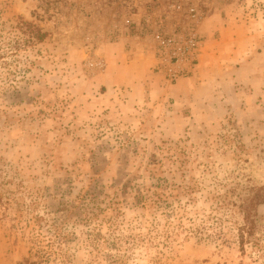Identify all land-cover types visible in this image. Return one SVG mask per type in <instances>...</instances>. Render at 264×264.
<instances>
[{
    "label": "rangeland",
    "instance_id": "1",
    "mask_svg": "<svg viewBox=\"0 0 264 264\" xmlns=\"http://www.w3.org/2000/svg\"><path fill=\"white\" fill-rule=\"evenodd\" d=\"M68 1L0 0V264H264V0ZM214 23L253 62L196 86Z\"/></svg>",
    "mask_w": 264,
    "mask_h": 264
},
{
    "label": "crops",
    "instance_id": "2",
    "mask_svg": "<svg viewBox=\"0 0 264 264\" xmlns=\"http://www.w3.org/2000/svg\"><path fill=\"white\" fill-rule=\"evenodd\" d=\"M221 28V36L215 38L212 33L214 30ZM225 28V29H224ZM220 30V29H219ZM247 29H234L233 27H226L225 25L213 24L212 29L209 31L208 36H213L208 38L204 43V52L201 53L199 64L194 72V74L189 78L193 84L201 85L203 82L208 81L207 84L215 85L216 83L221 82V80L235 82L239 79V74L243 73L246 70L245 65L236 64L235 66L227 65V61L231 59L232 62H245L251 64L253 60H250V57H243L244 54H247L246 50L253 48L254 43L253 37ZM241 45L240 48L237 46ZM259 44H256L258 46ZM242 48V54L235 53L232 55V51L238 52ZM226 49L227 53L222 50ZM261 59L264 58V49L263 52L257 54ZM257 56L254 57V60H257ZM240 57V58H239ZM222 62V64H220ZM253 65V63H252ZM258 69V68H257ZM257 69L254 70L255 76H259ZM237 75L236 78L234 75ZM218 79H221L220 81ZM241 79V78H240ZM243 79V78H242ZM188 81V80H185ZM244 82V81H241Z\"/></svg>",
    "mask_w": 264,
    "mask_h": 264
},
{
    "label": "trees",
    "instance_id": "3",
    "mask_svg": "<svg viewBox=\"0 0 264 264\" xmlns=\"http://www.w3.org/2000/svg\"><path fill=\"white\" fill-rule=\"evenodd\" d=\"M44 5H46V8H57L59 9L66 3H68V0H41ZM44 34L41 33L38 35V38H43ZM140 201L142 203L146 202L149 198L146 196L139 195ZM162 198L157 195V198L154 199V203L160 202ZM222 203H225V201H222ZM261 203H264V188L261 187L259 191L253 196L249 198H245L241 203L239 204L240 212L243 214L242 222L239 223L237 228V238L238 243L240 247L245 250V247L247 244L252 245H258L259 238L257 237V229H258V222H257V214L255 211H253V206L259 205ZM234 205H237V203L233 202ZM222 232H220V235ZM134 239V238H133ZM135 243V240H133ZM259 247H262L261 243L259 244ZM18 264H41L40 260H32L30 258H27L26 260L19 262Z\"/></svg>",
    "mask_w": 264,
    "mask_h": 264
},
{
    "label": "built area",
    "instance_id": "4",
    "mask_svg": "<svg viewBox=\"0 0 264 264\" xmlns=\"http://www.w3.org/2000/svg\"><path fill=\"white\" fill-rule=\"evenodd\" d=\"M180 42V41H179ZM179 46H183L182 51L175 53V57L178 58V61H188L194 63V60L197 58V55L200 53L203 48V42L198 38L196 34H191L189 38L182 44L179 43ZM174 76H177L176 73Z\"/></svg>",
    "mask_w": 264,
    "mask_h": 264
}]
</instances>
